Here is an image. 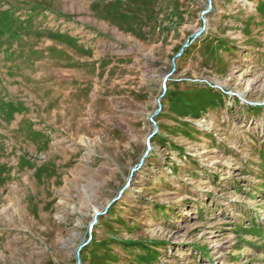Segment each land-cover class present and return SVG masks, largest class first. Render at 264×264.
I'll list each match as a JSON object with an SVG mask.
<instances>
[{"label":"rangeland","instance_id":"rangeland-1","mask_svg":"<svg viewBox=\"0 0 264 264\" xmlns=\"http://www.w3.org/2000/svg\"><path fill=\"white\" fill-rule=\"evenodd\" d=\"M83 242L264 264V0H0V264Z\"/></svg>","mask_w":264,"mask_h":264},{"label":"water","instance_id":"water-1","mask_svg":"<svg viewBox=\"0 0 264 264\" xmlns=\"http://www.w3.org/2000/svg\"><path fill=\"white\" fill-rule=\"evenodd\" d=\"M200 31H201V29H199L194 35L199 34ZM187 45H188V44L186 43L185 46H187ZM180 52H181V51H180ZM178 54H179V53H178ZM172 64L174 65V59H173V61H172ZM171 73H172V71L169 72V73H167V74L164 76L163 81H162L163 84L165 83L167 77H168ZM159 100H160V99H158V108H157L156 111L151 115L152 117H153L154 115H156V114L158 113V111H159V108H160V102H159ZM153 124H154V129H153V131H152L151 134H153V133L156 131V125H155L154 122H153ZM151 134H150V135H151ZM150 135H149V136H150ZM96 215H97V213H95L94 217H96ZM94 222H95V218H94L92 224H93ZM84 244H85V242L81 243V244L77 247V249H76L77 264H80V259H79V249H80Z\"/></svg>","mask_w":264,"mask_h":264}]
</instances>
